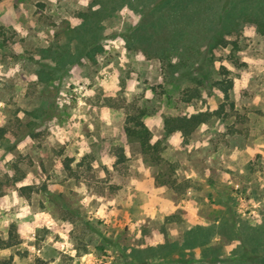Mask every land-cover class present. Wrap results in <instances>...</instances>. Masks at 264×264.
I'll return each instance as SVG.
<instances>
[{"label": "rangeland", "instance_id": "1", "mask_svg": "<svg viewBox=\"0 0 264 264\" xmlns=\"http://www.w3.org/2000/svg\"><path fill=\"white\" fill-rule=\"evenodd\" d=\"M222 1L163 8L183 13L182 23L196 15L203 22L183 36L188 47L180 51L170 48L169 27L156 32L150 25L155 2L0 0V205L15 192L33 214L58 222L35 228L37 250L68 222L75 264H264V21L252 13L264 0H230L218 29L213 14ZM186 49L192 67L169 64ZM77 82L95 94L82 97ZM78 97L85 102L79 110ZM198 112L207 119L189 133L167 132L166 117ZM138 115L155 156L124 131ZM61 136L68 138L61 143ZM29 175L23 195L18 185ZM81 185L108 204L107 222L90 215L97 200L81 203ZM13 225L17 242H0L13 254L0 261L26 262L23 224L13 220L4 231L9 239ZM42 255L30 264H52L58 255L61 264L74 260L52 244Z\"/></svg>", "mask_w": 264, "mask_h": 264}, {"label": "clouds", "instance_id": "2", "mask_svg": "<svg viewBox=\"0 0 264 264\" xmlns=\"http://www.w3.org/2000/svg\"><path fill=\"white\" fill-rule=\"evenodd\" d=\"M52 3L55 4L56 0H52ZM79 4L87 7V5L89 4V0H79ZM99 5H97L93 11L98 10ZM139 19V17H137V20ZM74 24L79 23V21H74ZM124 41L120 40L119 44H123ZM138 59H143V57H138ZM123 66V65H122ZM19 70L18 67L17 69H14L13 71H17ZM12 73L9 72L8 75H11ZM0 75H3L2 72H0ZM101 75H104L106 77H108V73L107 70L105 69ZM116 75L117 74H113L111 76V80L114 81L113 83V87L115 88V85L117 83V79H116ZM33 80L37 79V77H32ZM78 83V82H77ZM89 83L88 80L84 81V85H87ZM103 83V82H101ZM75 91L82 93V97H87V96H93L95 94L94 90H85V87L80 86L78 83V87L75 89ZM66 93L65 92H61V96H65ZM150 95V93H149ZM82 97H78L77 98V104H78V110L80 108H84L85 107V102L84 99ZM67 102V101H65ZM4 104L2 102H0V108H3ZM20 118H23V113L19 114ZM82 119H87V117H81ZM77 128L80 127V125H76ZM89 127H91V125H89ZM77 135H79V133H77ZM67 136H61L60 137V141L61 143L64 142L65 139H67ZM81 139H83V137H81ZM25 143H28V141H26ZM25 143H21L19 145V149L23 150V148L25 147ZM85 151V148H81L80 150V155H83ZM0 153H2V150H0ZM13 159V156L11 154H9L6 157V160L4 161L5 163L7 161H10ZM77 160H79V157H77ZM105 164H107L109 166V168H111V161L105 159L103 161ZM2 166V165H0ZM73 167H75V165H73ZM94 167H98V165H94ZM9 175H12L11 172H9ZM104 174L101 173V176H103ZM32 177L31 175H29V178L26 179L25 181H23V184L18 185V187H22L24 185H28L32 182ZM37 183H39V181H37ZM76 191L80 192L81 194H83L85 196V199L81 201L82 204L85 205V207H88L91 204L92 200H97L99 203V207L98 208H93L90 211V215L93 218H97V219H102L105 220V222H107V214H106V209L108 207V204L103 202V198L101 197H97V196H89L87 194V189L81 185V187L79 189H76ZM6 203L3 205H0V231H3V239L7 240L8 239V235L7 232L4 231L5 229H7L8 225L13 221H19L20 223L23 224V229L20 231V236L22 237V239L24 240V243L20 246V250L23 249H28V251L30 252V256L28 257V261L26 262H22L20 260L19 256H16L14 259L13 264H30V262L33 260V258L35 256H40L41 259H44L45 257L42 255V253L44 252L45 248L47 247V245L52 244L54 248H56L59 252H62L64 255L73 257V264H75V258L77 256V250L74 247V242L73 240L70 238L69 233L72 232L73 230V225L71 223L68 222H64L65 223V227L63 228V230H57L56 232L53 233V235H50L47 237V239L43 242L41 248L39 250H37V248L34 246V244H32V242H34L36 240V235H35V228L37 227H49L54 228L56 226V224L58 223L56 220H54L51 215L47 212H37L35 214L32 213L27 201L23 200L22 198L18 197L17 194L15 192H13L11 194V197H5L4 198ZM9 200H11V202H8ZM109 203H115L114 201H111ZM16 205H20L19 210L16 213H12L10 210L15 207ZM5 212H8V215H4ZM32 216V220L31 222L28 221V217ZM60 235L62 243L61 242H55L53 243L54 240V236L55 235ZM13 254V249H3L0 250V258H6L9 255ZM52 264H61V256H56L55 260L52 262Z\"/></svg>", "mask_w": 264, "mask_h": 264}, {"label": "trees", "instance_id": "3", "mask_svg": "<svg viewBox=\"0 0 264 264\" xmlns=\"http://www.w3.org/2000/svg\"><path fill=\"white\" fill-rule=\"evenodd\" d=\"M117 1V0H115ZM145 6L147 4L153 3V7L150 9L152 11H155V19L150 22V25H152L154 31L160 32L163 28L169 27L172 31V36L170 38V48L172 49H179L181 51V48H187L188 45L183 43V36L187 32H192L195 29H200L201 26L203 25V22L197 17L196 20H190L187 22L182 23V18H178L177 16H184L183 13H179L178 10H173L170 13H166L164 11V7L169 5L172 2H174V5L177 3L180 4L181 2H190L192 0H148L147 2H144L143 0H140ZM230 4V0H224L222 3L220 2L219 5L217 6V9L215 10L213 16L216 19V26L218 29H220V24H224L225 21H227V18L229 15V11L225 13V7L227 4ZM182 4V3H181ZM181 6V5H180ZM198 13V12H197ZM254 16H260L262 17L264 21V7L260 10H256L252 12ZM234 15V14H232ZM237 15V14H236ZM251 15V14H250ZM172 17L173 20L170 21V18ZM231 21H234V19H228ZM235 22V21H234ZM263 23H260L259 25H262ZM215 26V27H216ZM192 34V33H191ZM193 35V34H192ZM185 39V38H184ZM172 49H169V51L173 52ZM168 50V48H167ZM166 50L164 48L161 51V57L160 59L163 62H167L169 60V55L162 56L165 53ZM175 51V50H174ZM190 52L187 51V49L184 52L180 53L179 63H173L169 61V64L176 66L177 68H180L181 65H185L188 67H192V64L194 60L189 56ZM192 59V60H191ZM181 62V63H180ZM173 70H175L173 68ZM220 84V83H219ZM220 88L224 90V92H227L228 86H224L223 82L220 85ZM143 113V112H142ZM140 113V115L142 114ZM144 114V113H143ZM140 115L132 117L129 119L124 126V131L125 133L136 139L142 148V150L145 153L151 154L152 156H155V152L157 151V145L151 142V131L148 128V126L144 123V121L140 118ZM207 119V113L206 112H198V113H193L190 115H171L165 118V128L167 132H171L175 129L180 130L183 133H189L192 131L199 123L203 122L204 120ZM1 132H3V127H0V135ZM29 186V185H28ZM28 186H23L20 188L21 194L25 195L24 189L29 188ZM15 227L14 225L12 226L10 230V237L8 240H0L1 246L3 247H10L13 246L17 240H16V234H15ZM0 264H13V260L10 257L7 260H1Z\"/></svg>", "mask_w": 264, "mask_h": 264}, {"label": "crops", "instance_id": "4", "mask_svg": "<svg viewBox=\"0 0 264 264\" xmlns=\"http://www.w3.org/2000/svg\"><path fill=\"white\" fill-rule=\"evenodd\" d=\"M260 224V223H259Z\"/></svg>", "mask_w": 264, "mask_h": 264}]
</instances>
